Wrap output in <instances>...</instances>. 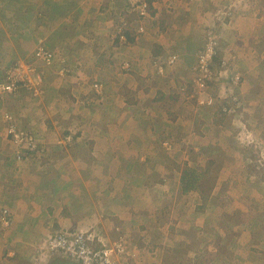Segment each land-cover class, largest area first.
<instances>
[{"label":"crops","instance_id":"1","mask_svg":"<svg viewBox=\"0 0 264 264\" xmlns=\"http://www.w3.org/2000/svg\"><path fill=\"white\" fill-rule=\"evenodd\" d=\"M256 1L257 0H252V2ZM83 4V0H77L76 4H74L72 0H35L32 4L35 8V14L32 15L30 13L28 19L33 21L31 26H33L35 34L44 36V38L38 39L45 40L48 45L49 43L52 45L55 42V46L60 49L59 51H61V48L64 49L61 51L62 54L58 52L57 60L58 58H60L59 61L64 59L63 61L66 62L65 65L70 66L73 71L78 68L77 71L82 76H87L89 79L97 76L98 78H95L94 82L104 83V94L101 100H105L103 106L105 112L101 121L103 123L100 125L104 130L103 142L100 143L99 139L93 138L89 134L93 132L90 128L87 127L85 131L84 129L86 126L81 124V122L78 125L79 135H77L73 148L66 146L60 147L61 145L58 144H49V146H47L45 158L39 155L38 157H33V159L28 157L23 162H19L15 159V144L13 140L11 141V139L7 137L6 131L2 130L0 134V208L3 206L8 208L11 216V225L8 227L0 221V264H57L62 261L63 258L60 259V256L50 253L47 250V242L50 237L57 232H70L74 230L87 231L90 238H93V243L97 246L107 245L122 239L128 243L131 253L136 257V264H166L164 260H162L165 254L178 255V251H181L179 245H181L183 242L182 240L185 239L184 234L189 231L187 235L190 236V238L194 237L188 229L193 228L197 229V236L200 238L201 244L204 245L201 246L203 251L200 253L203 255V253L208 252L207 250L209 247L206 241L213 237L214 231L208 232L204 228L208 225L209 221L205 216L204 208L201 207L203 204L201 195V192H203L202 190L184 194L187 199H191L190 202L193 203L194 209L192 211L185 209L183 212L187 211V213L181 214L180 221L183 222V228L185 226L184 230L181 231L182 234H180L179 230L175 227H170L172 225L171 222L170 224H165V228H163L164 231L163 229L162 231L161 229H157L156 232L151 233L150 244H143V240L139 238L142 233L139 230L138 222H142L145 215L143 212L139 211L137 207H134L136 204L140 203L135 204L136 200H134L133 197L135 192L140 191L141 187V180L138 175L143 170L144 163L141 158L138 159V152H136V150H141L143 145L142 141L144 139L141 135L139 136V133L136 135H132L131 133L127 135L124 129H127L129 126H135V124H137L138 127L145 125L146 121L144 122V119L148 113L146 114L143 110L145 109L144 105L149 106V102L153 109L158 106L164 109L165 102L163 103L162 100L168 91L162 88L151 91V93H149V96H152L151 100L144 104L142 100L136 104L127 101V93L125 88L122 87L125 86L124 84L128 81H134L137 85L141 83L139 75L141 70L139 66L141 64L146 65V62H148L146 58L152 55L153 57L157 56L156 52L158 51H155V49H162L160 46L166 44L164 39L165 35H154V31L148 33L146 30L147 34H149L148 36L129 35V39L124 33L126 37V46H121L120 44L123 42L121 41L120 43L118 38L113 41L121 46L120 49L117 48V45L112 47L110 39L99 36L107 30H94L95 28L89 27L90 30H94L93 37L95 43L86 36H82L85 39H81L78 36L72 38L73 35L69 34V32L79 35V31L82 30L80 27L81 25L78 23H70V25L67 21L69 17H73L71 21H77L82 17L80 9L83 8ZM250 7L252 10V3ZM258 8L252 12V15L250 14V17H245L241 13H238L239 15L235 13L224 23L226 30H231V35L229 34L230 37L228 36V38H232V45L234 47L249 46L248 50L250 53L244 56L246 61L242 60V69L239 63H233L226 73V75L232 76L238 72V74L241 73L244 78L242 83L245 86L237 90H232L237 92L234 97H237V95L239 96L237 98L238 101L240 98V104L236 108V112L233 110L231 112L236 114L235 121L239 122L238 124H241V127H246V131L242 132L241 130L239 132V125H237V133L233 134L232 137H230L231 135L227 136L228 132H225L224 124L216 122L218 123L216 124L217 126L212 125L208 123L211 119H205L208 117L207 108L196 109L193 118L197 121L205 119L202 121V123H204V127L202 126L204 134H200L197 137L196 134H193L194 137L192 142L197 140L200 146H193L189 151L185 152V154H187L185 157L188 159L184 158L189 161H186L187 163H185L178 172L180 175L177 181L175 184L173 183V185L177 187V191L182 190L180 181L183 171L186 168H203L202 166H205L207 160L211 158L210 155L217 158L215 167L223 175L221 177L222 181L225 176L230 175L233 179L232 184L239 187V190L240 185L244 181L241 177L242 173L248 172L247 178L256 182H258L257 179H259L257 176L258 174L264 175V162L262 160H258L259 163L257 165L255 164L256 167L254 168L247 166V171H245L243 166L248 165L245 162L246 158L250 153H253V151L250 152L248 149L241 148V143L239 144V142L245 140L243 134L247 136L246 138H251V140L247 139L248 145L258 141L264 144V134L263 131H261V129L264 130V119L256 115L259 111L264 110V89L259 91L260 84H258L263 82L259 81L261 77V80H264V50L263 53H260V46H264V7ZM207 9L208 12L204 14L205 16L201 22L203 24H211L209 19L214 9L212 7H208ZM193 27L194 23L192 21L188 22L185 28V35L182 34L179 38V42L181 43L180 46H182L183 50H187L189 55L195 47L202 45L201 40L197 45L196 42L198 38L200 39V37H202L203 32L201 31L198 35V33H195ZM71 29H75V31ZM91 42H93V44ZM167 43L172 44L169 40ZM11 44L10 41L5 39V42L1 44V46H3L1 47V52L10 53V51H15L18 56L20 54L19 51L14 49V46H11ZM21 44L24 45L25 43L21 42ZM90 46L91 48L89 50ZM8 48L11 50L9 51ZM130 49H133V51L129 52ZM113 50H115L116 53ZM244 51V53L247 54L246 50ZM104 52L107 55H104ZM63 55L68 57L63 58ZM110 55L113 57L111 58L112 60H121V64H123L124 61L132 63L131 61L134 60L132 64H134V67L137 66L135 67V72L132 71V73L127 72L124 74L116 73L110 62ZM14 56L16 55H11V57L7 55V57L16 60ZM236 57L237 56H235L234 59H237ZM247 57L249 58L247 59ZM27 58V56L21 57L16 60V63L26 60ZM8 59L9 58H7V60ZM1 60L3 61L5 58H0V61ZM189 60L196 65V58L194 62L192 59ZM88 64H90L88 67L89 69L86 68ZM182 66L183 69L181 73L185 75L184 72L186 70L184 68H186V63L185 66ZM1 67L0 74L7 66L1 65ZM85 68L87 69L86 72H84ZM262 69L263 71L261 73ZM245 70L248 72L246 73ZM55 74V77L52 75L47 77L45 93L46 95L53 94L50 95V108H55L56 105L58 109V107L62 105L61 93L58 91V87L62 86L61 83L66 84L71 80V85L73 86L74 83L77 84L75 88L77 91H80V93L85 92V89L82 91V87H84L83 84L78 83L76 80L70 77L62 80L58 72ZM115 86L121 88L122 93L119 95L120 97H116L115 93L112 92V88ZM55 87L58 90L55 89ZM244 89H246L247 93L251 94L249 97L256 98L252 101H249V99L247 100V102H250V106L246 105L245 99L243 98L244 95L246 96V93L242 91ZM141 92H148V89L141 88ZM106 93L110 94L106 96ZM46 95L42 99L33 98L31 100L29 97L31 94L23 90L18 95H8L2 103L3 111L6 105L10 110H12L14 103L18 106L19 109L15 112L16 114L12 111L15 121L24 129L31 130L39 141L42 140V144L45 140L48 143L52 141L51 137L46 136V134L41 135L36 129L39 122L46 127V122L41 121V117L44 118L45 116V114H43L45 102H49L48 95ZM6 99L10 103H8V101L6 102ZM115 99L118 101H115ZM224 100L225 98L221 97V99L217 100L218 105L215 104V106H220ZM75 101H73V106L67 107V110L72 107H77ZM116 103L121 105L116 108ZM245 108H248L252 112V116L243 120L240 118V115L245 113ZM65 110L66 109L62 110V112L64 113ZM39 111L42 115L38 116L40 119H37L36 116ZM57 111L58 110H56V112ZM67 113H69L67 114L69 116L74 114L71 111H67ZM156 113L157 112L153 113V118L149 119L153 123L152 127L145 133L143 132L142 135L153 136L154 129L157 131L159 115L156 116ZM127 114L128 116L131 115L129 121ZM63 115L64 114H62V116ZM135 116L137 120H135ZM166 117L163 116V121H165V123L169 125H172L171 123H178V119H175L174 113L170 115V118L167 117L166 119ZM72 121H75V119ZM59 122L62 123L64 120L52 121V123L57 125V128H55L56 130L60 127L58 126ZM75 122H79V120ZM48 124L50 125V123ZM187 124V129L193 130L191 121ZM7 126V123H5L4 127ZM214 126L216 127L213 128ZM118 128H120V130ZM210 128L214 129L215 132L213 134L208 132ZM47 130L50 131L49 128ZM82 131H84V133ZM60 136L61 135H59V137ZM85 136H89V138L87 139ZM133 138H135V140ZM229 138H231V145H229ZM45 150L44 147V151ZM260 155L259 159L264 156V151H262ZM200 157H205L207 159L205 160L204 158L201 163L195 159ZM56 165H58V167H56ZM230 166L231 168L229 170L228 168ZM44 175L47 176L45 177ZM263 183V180L260 179L259 184L262 185ZM247 185L252 190L251 185ZM164 187L167 188V184ZM153 189L154 186L150 184L148 192H151ZM230 194L231 196L232 194L235 196V200H242L237 196V192L233 188H231ZM153 195L155 194L153 193ZM154 197L155 196L150 197L151 200ZM148 198L149 197H147V199ZM150 198L147 201H149ZM140 199H142V197H140ZM161 200L159 195H156L153 207L159 206L162 202ZM251 203H253V201ZM251 203L247 206L248 213L245 216V220H242V223L249 224V232L244 231L245 227L243 230H239V232H237L238 230L236 229H233L234 231L229 230L230 234H227V231H219V236L222 239L230 235L233 236L232 238L237 239V243L232 244L234 247L229 249L231 257L229 259L227 258L225 262V260L222 259V255H217L219 252L217 248L215 249L217 258L212 255V257H210L211 260L207 261L208 258L205 256L206 258L202 259L204 262H201V264H264V224L263 227L260 224V216H264V212L257 211ZM229 207L231 208V215L233 216L234 212H236L235 207ZM135 211L139 212V214L135 213ZM155 221H158V219ZM155 221L153 222V219H150V222L156 224ZM197 222L200 223L198 225L201 226V228L195 227ZM238 224L240 225V222H238ZM175 225H178V223L175 222ZM168 226L169 229L165 231ZM258 229H260L259 232H257ZM132 231L135 236H132ZM250 233L254 235V237L250 236ZM243 235L249 238L245 241H240ZM164 239H167L166 243ZM179 242H181V244H179ZM192 243L191 239L190 247L193 245ZM182 245L185 247L188 246V244L184 242ZM187 251L195 252L196 250L188 248ZM65 262L71 264L68 261Z\"/></svg>","mask_w":264,"mask_h":264},{"label":"rangeland","instance_id":"2","mask_svg":"<svg viewBox=\"0 0 264 264\" xmlns=\"http://www.w3.org/2000/svg\"><path fill=\"white\" fill-rule=\"evenodd\" d=\"M34 1L35 0H0V48L3 47L1 46V44H3L6 39L7 41H10L12 43L11 46H14V49L18 50L20 53L17 56L15 51H10L11 49L9 48L8 49L10 53H5V52L2 53L0 50V56H1L0 58L1 59L5 58V60L0 61V67L1 65H6L7 67L12 66L16 63V60H18L21 57L27 56L28 57L27 59L31 61L32 63L31 65L35 69V73L38 74L39 72L42 75L43 80L45 79V82L49 75H52L53 77H55L56 76L55 73L58 72V75L61 76L62 80L70 77L71 79L76 80L78 83L83 84L84 87H82V91L83 89H85V92L80 93V91H77L75 88L77 84L74 83L73 86L71 85L72 83L71 80H69V82H67L66 84L61 83L62 86L61 87L59 86L60 88L58 87L59 90L55 87V89H57L61 93L60 97L62 99L61 100L62 105L59 106L58 109L56 105H55V108H50V105H51L50 95H53V94H50V95L47 94L48 95L47 96L45 93L42 97H39L40 99H42L46 95L49 99V102L48 103L47 101L45 102V106L43 109L44 110L43 114H45V116L44 115L43 116L46 119L41 117L42 119L41 121L46 122V127L44 126V124H41L39 122L37 124L36 129L39 131V133H41V135L46 134V136L51 137V140H52V141H49V143L46 140L45 142H43V146L45 147L46 150L43 153V156L42 155L40 156L43 158L46 157L45 155L47 153V146H49V144H52V145L58 144V145H61L60 147L66 146V147L73 148L75 145L74 142L77 139V135H79L78 125L81 122H82L81 124H84L86 126V127L84 126L85 127L84 130L86 131L87 127L90 128L91 131L94 132V134L93 132H90L89 134L93 138L99 139L100 143H102L104 130L102 127H100V125H102L103 123L101 121H102V118L104 117L103 114L105 112L104 111L105 108L103 107L105 104V100H101L103 98L102 95L104 94V87H105L104 83L94 82L95 78H98L97 76L92 79L87 78V76H82L81 74L78 73L77 71L78 68L75 69V71H73V69L70 66L65 65L66 62L63 61L64 59H61L59 61L60 58H58V60H56V63H52L51 65H48L40 61L34 62V59L31 56L34 54L36 49L41 46H46L48 49L52 50L56 54V57H58V52L62 54L61 51L64 50L61 48V51H59L60 49L59 47L55 46V42L52 44L53 45L52 46L50 43L48 45V43L45 42V40L38 39V38H44V36L42 35L38 36V34L37 35L35 34V30L33 26H31V24H33V21H31V19H28L29 18L28 15H30V13L32 15L35 14L34 13L35 8L32 5ZM72 1L74 4H76L77 0L75 1L72 0ZM37 3L40 4L39 2ZM83 3H84L82 5L83 8L80 9V12L82 13L81 15L82 17L78 19L77 21L76 20L71 21L73 17H69L68 18L69 20L67 21L69 24L78 23L81 25L80 27L82 30L79 31V35L69 32V34L73 35L72 38H75L78 36L81 39L82 38L85 39L82 36H86L94 41V37H93L94 30H102V31L107 30L106 32H103L99 36L102 38L110 39V44L113 47L117 45V43L113 41L117 39L118 37H120L121 39V35H124V33L126 32L130 35H145V36L147 35L148 36L149 34H147V31L148 33L154 31V35L155 34L165 35L164 39L166 41V44H162V46H160L162 49H155V51H158L156 52L157 56L153 57L152 55L151 57L146 58V60L148 61L146 62V65L141 64L139 66L141 70L139 74L141 83L139 81L140 84L137 85L135 84L134 81L126 82L125 80L126 82L124 84L125 86L122 87V88H125V91L127 93L126 94V96L128 97L127 101L128 102L131 101L130 103H136V104L142 100H143V104L151 100L152 96H149V93H151V91H155L156 89L159 90L162 88L165 91H168L165 94L164 99L162 100L163 103L165 102L164 104L165 108L161 109L160 108L161 106H158L153 109L150 106V102H149V106L144 105L145 109L143 110L144 112H146V114L148 113L145 116L146 118L144 119V122L146 121L145 125L138 127V125L135 124V126H129L127 129H124V132L127 135H130V133L132 135H136L137 133H139V136L141 135V137L144 139L142 141L143 145H142L141 150H136V152H138V155H137L138 159L141 158L142 162L144 163L143 170L138 175L141 180V184H140L141 187H140V191L135 192V195L133 197V199L136 200L135 204L140 203V204H136V206L134 207L135 208L137 207L139 211L143 212V214L145 215V217H143L144 220L142 222H138L139 230L142 233L141 236H139L138 234L139 238L143 240L142 241L143 244H146V243L150 244L149 241L152 236L151 233L156 232L157 229H161L162 231V229L165 228V224H168V223L170 224L171 222H172V225L170 227H175L176 229L179 230V233L182 234L181 231L184 230L185 226L183 228V225H182L183 222L180 221L181 214L187 213V211L183 212V210L185 209H188L191 211L194 209L193 203L190 202L191 199L189 198L187 199L185 195L181 193L182 190L177 191V187L173 185V183L175 184V182L177 181L180 175L178 174V172L185 165V163L189 161V160H185V158H187L185 157L187 155L185 154V152L189 151L191 147L193 146H196V147L200 146L199 141L197 140L195 142H192V141H193V137L195 134H196V137L199 136L200 134H204L203 128H202L204 124L202 123L203 120L207 118L211 119L208 123L212 125H216L218 124L216 122L222 121L221 123L224 124V127H225L224 130L225 132H228L227 136L231 135L230 137H232L233 134L237 133V129H238L237 125H239L238 124L239 122L235 121L236 120L235 115L228 116L224 120H216L217 118L215 115L219 109V106L218 107L215 106L211 108V107L203 106L199 103V99L201 100L204 99L205 96L208 94L209 95L211 94L217 97L218 99H221V97L225 98L224 95L228 96L230 92L225 87V85H227L226 79L224 80V83H223V80H215V79L212 80L211 82H209L210 84L217 83L218 85H212V87L209 86V89L207 88L205 93L200 92L197 89H195L192 83V79L194 76L193 69H194L195 64H193L192 61L189 59H192L194 62V59L195 58L197 59V53L200 48L198 45V47H195V49L192 50L191 54L189 55L187 50L185 49L183 50L182 46H180L181 43L179 42V38L182 36V34L185 35L184 33H186V30H185L186 25L188 22L192 21L194 23L193 29L195 33L196 34L198 33L199 35L201 31L203 32L202 37H200V39L198 38L196 45L200 43L201 41L202 43L207 41L209 32H212L213 35H216L217 39L219 40V43H220L219 54L216 57L217 59L215 60L216 63L215 65H213V69L214 68L217 69L221 61H227L229 68L231 64L239 63L240 68L242 69L241 62L242 60L246 61V58H244V56L250 53V51L248 50L249 46H240L239 48L234 47L232 45L233 43L232 38H228V36L230 37L231 35L230 34L231 30H226L224 23L225 21H227V19L231 17L232 14H235V13L237 14L241 13L245 17L247 16L250 17V14L252 15V12L256 8L264 7V0H257L256 2H251L250 0H194L193 2H190L188 0H156L155 4L153 5L151 9L152 14L149 16L150 18L144 21V24H145L144 32H142V34H139L138 29H139L141 22H143V20H141L137 12L133 10H128L124 6L122 0H83ZM251 3H252V10L250 7ZM208 7H212L214 9L209 19L211 24L210 23L203 24L201 22L203 20V17L205 16L204 14L208 12V9H207ZM89 27L95 28V29L90 30ZM75 29H71V30L75 31ZM161 32H164V33H161ZM168 40L172 44H168L167 43ZM122 41L123 43L120 45L126 46V41L124 40ZM21 42L25 44L22 45ZM91 43L93 44V42ZM120 45L118 44L117 48L120 49L121 47ZM91 46L89 47V50ZM244 50H246L247 54L244 53L245 52ZM260 50H261L260 53H263L264 46H260ZM113 51L115 52V50ZM132 51L133 49L129 50V52H132ZM7 55H10V57L11 55H16L14 56L16 57V60L13 58L7 57ZM104 55H107V54H105L104 52ZM173 55H177L178 59L175 61L174 64H168V61H169L168 58H170V56H173ZM234 55L237 56L236 57L237 59H234L235 57ZM6 57L9 59L7 60ZM65 57H68V56L65 55L63 58ZM109 57L110 59L113 58L111 55ZM248 58L249 57H247V59ZM120 61L116 59L114 60L111 59L110 61L116 73L124 74L127 72L132 73V71L135 72L136 70L135 67L137 66L134 67V64H132L134 60L131 61L132 63L124 61L123 64H121ZM185 63H186V68L184 69L186 70L185 71L186 73L184 72L185 75H182L181 73L183 69L182 65L185 66ZM89 65L90 64L86 66L87 69H89L88 68ZM162 65L164 66V74L159 72V66H162ZM86 68L84 72H86L87 70ZM262 71L263 69L261 70V73ZM245 72L247 73L248 71L245 70ZM261 78L259 79V81L261 82L263 81V82L258 83L260 84L259 91L264 89V80H261ZM243 81H244V78L241 75V84H238V86L241 85V87H244L245 85L242 83ZM95 84H100V89L98 90V92L96 91V88L94 87ZM238 86H235L232 88L230 87V88L235 90ZM141 88L148 89V92H145V93L141 92ZM189 89H192V93L190 92V94L188 95L187 91L189 92ZM242 91L246 93V96L243 94L244 95L243 98L245 99L246 105L250 106V102H247V100L249 99V101H252L253 99H256V98L249 97L251 96V94L247 93L246 89ZM26 92L30 94V92L28 91ZM112 92L115 93L116 97L121 95L122 93L121 88L117 86L112 88ZM18 94L19 93H17L16 95ZM108 94L106 93L105 95L107 96ZM122 96H125V95H122ZM29 97L31 98V100L33 98L39 99L38 97H35L34 95L33 96L31 95ZM237 97L239 96L237 95ZM263 100H264V96H263ZM7 101L8 100L6 99V102ZM73 101H75V105L77 107H72V108H69L71 110L69 109L67 110L68 106L74 105ZM115 101H118V100L115 99ZM8 103L10 102L8 101ZM239 103H240V98H239ZM120 105L121 104L116 103V108H118ZM204 108H207L206 110L210 111V112L207 111L208 117H206L205 119L201 121L195 120L193 118V114L195 113L194 111L196 109H204ZM18 109H19L18 106L15 105L14 103L12 106V110L7 108V105H6L4 111L5 112L8 111L7 113H9V115L13 117V121L16 122L13 116L14 114L12 113L17 112ZM64 109L66 110L63 113L62 110ZM56 110L58 111L56 112ZM67 111L69 112L71 111L74 114L69 116L67 115L69 114L67 113ZM155 112L158 113V114L156 113V116L159 115V120L157 122L158 123L157 131H155L154 129L153 136L142 135L143 132L145 133L146 131H148L150 127H152L153 123L149 119L153 118L152 115ZM173 113L175 115V119L176 118L178 119V123H171L172 125L165 123V121H163L164 120L163 116L165 117L167 116L168 118H170V115H172ZM62 114L64 115L62 116ZM244 114L240 115V118H242L243 120H246L247 117L252 116V112L248 108L247 109L245 108ZM41 115L42 113H40L39 111L36 118L40 119L38 116H41ZM256 115L257 117H261V119H264V110L259 111V113H257ZM130 116L131 115L128 116V121L131 119ZM73 119H75V121L79 120V122L72 121ZM57 120L58 121L64 120V122L62 123L59 122L58 126L60 127L56 130L55 128H57V125L52 123V121L55 122ZM135 120H137L136 116H135ZM189 121H191V123L193 124V126H191L193 127V130L187 129L188 128L187 123ZM5 123L0 125V134L2 133V130L6 131L7 127H4ZM48 123H50V125ZM17 125L21 126L19 124ZM216 126H214L213 128H215ZM48 128L50 131L47 130ZM118 129L120 130V128ZM241 130L242 132H245L246 127L244 126L241 127V124H240L239 132ZM261 131H263V134H264V130L261 129ZM82 132L84 133V131ZM208 132L213 134L215 131L214 129L210 128ZM83 133H82V136H83ZM59 135L61 136L59 137ZM68 135H71V137L73 138V142L66 140L65 137ZM85 137H87V139L89 138V136H85ZM243 137H245L244 138L245 140H242L241 142H239V144L241 143L240 144L241 148L248 149L250 150V152L253 151V153H250V155H248V157L246 158L245 162L248 165L243 166L245 171H247V166H250V168L256 167V165L259 163L258 160H262L264 162V156H262L261 159H259V157L261 156L260 155L261 152L264 151V144L258 141V142L248 145L247 139L251 140V138H246L247 136L245 134H243ZM133 139L135 140V138ZM229 139H230L229 145H231L230 144L231 138ZM210 156L211 158L207 160L205 166H202L203 167L202 169L204 170L207 169L209 173V177L205 181H203L204 184H202L200 187V189L206 194V196H209V200H207V202L203 206L205 216L207 217V220L209 221L208 225L204 228L208 232L214 231L213 237L210 240L208 239V241H206L209 247L207 250L208 252L203 253V255L200 254L201 251H203V248H201V246H204V245L201 244V240L197 236V229L188 228L194 237L190 238V236L187 235L189 231H187V233L184 234L185 239L182 241L185 244L187 243L188 246L185 247L184 245H182L183 242L182 244L181 242H179V244L181 245L179 244L178 245L181 251L180 252L178 251V255H174V254L166 255L165 254V257L162 260H164L166 264H201V262H204L202 259L206 258L205 256H207L208 258L207 261H210L211 260L210 257H212V255L217 258V255L219 254L220 256L222 255V259L225 260L226 262L227 258L229 259L231 257L229 249L234 247L232 244L237 243V239L232 238L233 237L232 235L222 239L219 236V231H222V232L227 231V234H228L230 232L229 230L236 229L238 230L237 232H239V230H243L245 227L244 231L249 232V229H248L249 224L242 223V213L244 212L245 214L248 213L247 206L252 201H253V203H251L252 206H254L255 204L260 205L259 209L254 207L257 211L264 212V183L262 185L259 184L260 179H262L264 182V175L258 174L257 176L259 177V179H257L258 182H256L253 180L251 181L250 179L247 178L248 172L242 173L241 177L244 181L240 185V190H239V187H237L235 184H232L233 179L230 175L225 176L222 181L221 177L223 175L215 167L217 164L216 162L217 158H215L213 155H210ZM204 158L205 157H200V158H195V159H197L198 162L199 161L201 162L204 160ZM206 159L207 158H205V160ZM56 167H58V165H56ZM230 168L231 166L228 169L230 170ZM44 176L46 177L47 175H44ZM150 181H152L153 183ZM150 184L154 186V189L151 192H148ZM166 184H167V188L164 187L166 186ZM247 184L251 185L252 190L249 188ZM231 188L236 190L237 196H239L242 199L241 201L235 200L236 198L235 196H233V194H232L233 197L231 196L230 194ZM153 193L155 195H153ZM156 195H159V197L162 199L161 200L162 202L159 204V206L153 207V202L155 201ZM152 196H155V197L151 200L150 197ZM140 197H142V199H140ZM147 197L150 198L149 201H147L149 199V198L147 199ZM229 206L235 207L236 212H234L233 216L231 215V208ZM1 208H6V207L3 206ZM135 213L139 214V212L137 211H135ZM260 217H261L260 224L263 227L264 216H260ZM149 218L151 220L153 219V222L156 219H158V221H155L156 222L155 224L153 222H150ZM175 222L178 223V225H175ZM238 222H240L239 229L237 225ZM196 224H197L195 226L196 228L197 227L201 228V226L198 225L200 223L197 222ZM167 229H169V226L166 227L165 231ZM259 231L260 229H258L257 232ZM132 233H133L132 236H135L133 231ZM250 236L254 237V235H252L251 233H250ZM182 238H183V235H182ZM247 238L249 237H247L246 235H243L240 241L242 240L245 241L247 240ZM191 239H192L193 245H191L190 247L189 245L191 244ZM164 242L166 243L167 239H164ZM188 248L190 249L193 248L196 251L189 252L187 251ZM217 248L219 249V252L216 255L217 252H215V249ZM135 259H136L135 256L134 258L131 257L130 262L132 264H136L137 260Z\"/></svg>","mask_w":264,"mask_h":264},{"label":"built area","instance_id":"3","mask_svg":"<svg viewBox=\"0 0 264 264\" xmlns=\"http://www.w3.org/2000/svg\"><path fill=\"white\" fill-rule=\"evenodd\" d=\"M188 1L193 2L194 0ZM122 2L128 10L137 12L143 20L138 29L139 34H142L144 32V21L150 18L151 9L156 0H122ZM122 40L126 41L125 35H121ZM219 48L220 43L216 35L209 32L204 48L197 53V62L193 69L192 83L195 89L200 92L205 93L208 83L214 79L223 80V83L226 79L227 85L231 88L241 83L240 74L236 73L230 77L226 75L229 71L227 61H222L217 69H213V65L216 63L215 59L219 54ZM31 57L34 62L40 61L48 65L56 63L57 60L56 54L46 46L37 48ZM168 59V64H174L178 56L173 55ZM31 64L28 59L17 62L5 68L3 75L0 77V125L7 123L6 134L15 144V159L19 162H23L28 157L33 159V157L42 155L45 152L43 144L34 133L18 126L13 121V117L3 111L2 108L4 99L8 95H16L19 91H28L38 98L45 94V79L43 80L39 72L38 74L35 73V69ZM159 72L164 73L163 65L159 66ZM94 87L98 92L100 84H95ZM233 99L234 101L238 100L237 97ZM216 100H218L217 97L206 95L204 99H199V103L203 106L213 107ZM65 138L73 142L71 135ZM10 218L8 208H0V221L8 227L11 225ZM93 242V238H90L87 231H60L50 237L47 242V250L54 255L67 257L78 264H132L130 259L134 255L131 253L128 243L122 239L102 246H97Z\"/></svg>","mask_w":264,"mask_h":264},{"label":"trees","instance_id":"4","mask_svg":"<svg viewBox=\"0 0 264 264\" xmlns=\"http://www.w3.org/2000/svg\"><path fill=\"white\" fill-rule=\"evenodd\" d=\"M250 1L252 2V0H250ZM125 34L130 39V37H129L130 34H128L127 32ZM118 41H121L120 37H118ZM205 43H206V41L204 43H202V45H199V48H200L199 50H202L204 48ZM0 50H1V48H0ZM221 63H222V61L220 62V64ZM0 68H2V67H0ZM6 68H8V67H6ZM2 75H3V72L1 73L0 77ZM212 85H218V84L217 83L216 84H214V83H211V84L208 83V89H209V86L212 87ZM46 86H47V84L45 82V90H46ZM225 87H226V89L230 93L228 95L229 97L226 96V95H224L225 100L219 106V109H218V111L216 112V115H215L216 118H217V120H224L228 116L236 115V114H234V112L237 111L236 108L240 104L238 100L237 101H234V99H233L234 96L237 94V92L231 91L233 89H231L230 88L231 86H229V85H225ZM240 87H241V85H239L236 89H238ZM190 92L192 93V89H189V92L187 91V94L189 95ZM231 92H232V94H231ZM19 93H20V91H19ZM30 94L33 96L32 93H30ZM215 104H217V100L215 101ZM215 104H214V106H215ZM232 110L234 111L233 113L231 112ZM221 122L222 121H218V123L222 124ZM208 177H209V173H208L207 169L204 170L202 168H194V169L193 168H186L183 171V174H182V177H181V181H180V183L182 185V193L183 194H188L189 192H192V191H200L201 190L200 189L201 185L204 184L203 181H205ZM201 195H202V201H203V204H202L201 207L203 208V206L205 205V203L207 202V200H209V196H206V194L204 192H201ZM254 207L257 208V209H259L260 208V205L255 204ZM245 216H246L245 212L242 213V220L245 218ZM237 225H238V229H239V224L237 223ZM62 258H63V260L60 261V262H58L59 264H69V263H66L65 261H68L71 264H78L75 261H72V260H70L67 257H61L60 259H62Z\"/></svg>","mask_w":264,"mask_h":264}]
</instances>
